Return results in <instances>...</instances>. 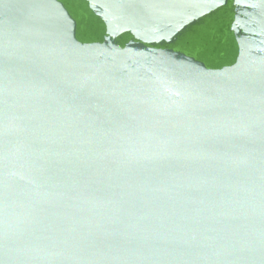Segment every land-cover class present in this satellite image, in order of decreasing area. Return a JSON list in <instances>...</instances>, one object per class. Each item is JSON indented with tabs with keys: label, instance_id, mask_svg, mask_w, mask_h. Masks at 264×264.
Instances as JSON below:
<instances>
[{
	"label": "water",
	"instance_id": "1",
	"mask_svg": "<svg viewBox=\"0 0 264 264\" xmlns=\"http://www.w3.org/2000/svg\"><path fill=\"white\" fill-rule=\"evenodd\" d=\"M0 264H264V0H0Z\"/></svg>",
	"mask_w": 264,
	"mask_h": 264
}]
</instances>
